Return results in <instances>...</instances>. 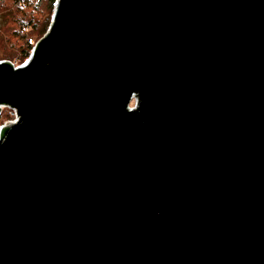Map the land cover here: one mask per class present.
Masks as SVG:
<instances>
[{
	"label": "water",
	"instance_id": "1",
	"mask_svg": "<svg viewBox=\"0 0 264 264\" xmlns=\"http://www.w3.org/2000/svg\"><path fill=\"white\" fill-rule=\"evenodd\" d=\"M4 105L0 264H264V0H56Z\"/></svg>",
	"mask_w": 264,
	"mask_h": 264
},
{
	"label": "rangeland",
	"instance_id": "2",
	"mask_svg": "<svg viewBox=\"0 0 264 264\" xmlns=\"http://www.w3.org/2000/svg\"><path fill=\"white\" fill-rule=\"evenodd\" d=\"M36 2L37 0H33V4H31L32 7L37 10L36 12H33L32 8H26L27 18H29L30 16H34L37 21L42 22L40 28L36 31H32L29 27L26 28V33H30V36L32 37V44L34 46L37 41L42 38V30L45 26L44 23L46 22L48 16H51L47 0H42L38 7H35ZM2 3L5 5V10L0 13V60H10L15 66H18L24 63L29 57L28 56L24 58L21 54L20 49V46L25 44L26 39H20V37L16 36L15 34L17 28L21 26L19 21H14L15 16L19 14L15 12H10L11 10H8L11 7L14 8L17 6L12 4L11 0H0V4ZM11 120L15 121L14 111L8 106L3 107L2 112L0 114V127L4 124L10 125Z\"/></svg>",
	"mask_w": 264,
	"mask_h": 264
},
{
	"label": "trees",
	"instance_id": "3",
	"mask_svg": "<svg viewBox=\"0 0 264 264\" xmlns=\"http://www.w3.org/2000/svg\"><path fill=\"white\" fill-rule=\"evenodd\" d=\"M11 1H12V4L16 5L17 7H14V8L11 7L8 10L9 11L11 10L10 12H15V13L19 14V15L15 16L14 21H19V23L21 24V26L19 28H17L15 34H16V36H19L20 39H22V38L26 39L25 44L20 46L21 54L25 58V57L30 56L31 50L34 46L32 44V40H31L32 37L30 36V33H26V28L29 27L32 31H36L40 28V25L42 22L37 21L34 16L33 17L30 16L29 18H27V15H26V8L27 7L32 8L33 12L37 11L31 5V4H33V0H11ZM41 1L42 0H37V2L35 3V7H38V5L40 4ZM47 2H48V7L50 10L51 16H48V18L46 19V22L44 23L45 26L43 27V30H42L43 34L42 35H44L49 28V25H50V22L52 19V15L54 13L56 0H47ZM24 6H26V7H24ZM4 10H5V5L2 3V4H0V13H2Z\"/></svg>",
	"mask_w": 264,
	"mask_h": 264
},
{
	"label": "built area",
	"instance_id": "4",
	"mask_svg": "<svg viewBox=\"0 0 264 264\" xmlns=\"http://www.w3.org/2000/svg\"><path fill=\"white\" fill-rule=\"evenodd\" d=\"M5 106H8V105H4L3 107H5ZM3 107H2V108H3ZM8 107H10V106H8ZM10 108H11V107H10ZM13 122H14V121L11 120V123H13ZM4 125H7V124H4ZM4 125H3V126H4Z\"/></svg>",
	"mask_w": 264,
	"mask_h": 264
}]
</instances>
